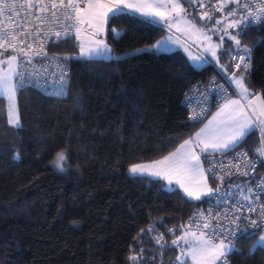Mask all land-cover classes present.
Wrapping results in <instances>:
<instances>
[{"label": "trees", "instance_id": "16d2710c", "mask_svg": "<svg viewBox=\"0 0 264 264\" xmlns=\"http://www.w3.org/2000/svg\"><path fill=\"white\" fill-rule=\"evenodd\" d=\"M215 19L220 18L205 21ZM167 33L123 11L106 24L108 59L64 60L79 55L74 37L50 45L49 54L69 66L65 96L24 88L17 95L20 127L14 130L0 99V264H132L128 256L140 251V229L142 264L175 263L178 251L171 241L206 203L165 189L161 180L132 176L129 168L168 155L209 118L214 111L190 123L182 100L214 67L195 68L180 50L139 52ZM240 39L253 49L245 81L264 97V22ZM226 46L220 65L227 66L235 47ZM259 141L257 131L241 146L257 155ZM61 151L68 156L64 172L55 167ZM152 224L155 234L164 235V249L147 232ZM253 244L254 239L236 244L240 251L226 257L230 264H264V249L250 254Z\"/></svg>", "mask_w": 264, "mask_h": 264}, {"label": "snow or ice", "instance_id": "6c2138e0", "mask_svg": "<svg viewBox=\"0 0 264 264\" xmlns=\"http://www.w3.org/2000/svg\"><path fill=\"white\" fill-rule=\"evenodd\" d=\"M231 2L239 4V0H231ZM24 7L21 4V8ZM199 7L203 8L204 5L201 3ZM224 7V0H221L216 11H221ZM15 8V4H0V11L15 10ZM246 8L248 9L246 15L241 14L240 19H235L236 12L233 10L226 14L233 19L223 27V35L220 36L221 43L219 44L213 42L212 35L209 33H215L221 29H206L186 19V9L183 7L182 0H137L135 3L129 0H50L47 4L43 3V0H38L37 3H29L27 11L24 12V21H28L31 17L27 30L18 26L19 31L5 29L3 35L0 36V41H2L0 48L4 51L11 49L12 52H19L28 58L26 61H21L18 55H10L0 59V99L7 98L9 124L14 127H20L16 104L18 93L25 86H38V81L30 79L33 73L21 70L24 63L33 64L29 53L46 57L45 46L48 43L67 42L74 33L79 46V55L65 56L64 60L91 61L95 57L110 55L112 50L108 44L97 37L103 35L105 25L122 14L124 9L138 12L144 17H155L169 29L178 27L183 21L189 30L206 42L204 52L210 55L218 65H220L218 49L223 47L225 36L234 43L235 49L227 55L235 63L227 66L220 65V67L230 83L235 85L234 95L237 98L232 99L227 94V89L221 85L223 103L213 120L209 121L195 136L185 140L174 152L150 163L135 164L129 168V172L134 176L147 175L164 180L169 186L175 184L188 200L203 201L209 205L206 212L201 210L194 214V217H199V221L195 222V230L191 227L193 217L190 218L189 224L181 225L184 231L171 241L172 246L180 250V255L176 256L178 264H188L189 259L192 264H225V258L228 255L240 251L236 248V244L242 239H255L256 230L264 224V204L259 203L264 198V177L255 185V188L247 181L244 185L231 183L234 175L249 176L250 173L255 172L257 164L249 157L247 150L238 152L237 149L257 131L261 145L257 149V156L264 158V97L249 91L250 86L245 81V74L250 68L253 49L242 45L240 39L246 35V31L253 23L264 22V0L254 9L250 4L246 5ZM61 9L64 11L61 12ZM49 11H51V19L46 15ZM206 18L211 19L209 12L202 13L200 17L201 20ZM221 23V20H216V25ZM45 26H47L46 31ZM89 29L91 31H88ZM229 29L234 31L229 32ZM83 35L87 36V43L82 38ZM33 39L39 41L38 51H35L36 43L28 42ZM17 45L23 46L18 48ZM163 45V41H157L153 48L140 49L139 52L150 53L153 49L157 52L167 51ZM0 57H3V52H0ZM189 58L194 62L210 63L203 55L192 56L189 53ZM229 66L235 67L240 75L229 73L227 70ZM57 67L60 69L58 77L60 87L52 94L63 95V85L68 73L65 65L59 63V58H57ZM189 119H198L195 111ZM233 152L236 155L227 161L216 159L217 156L226 157ZM13 158L19 159V153L17 152ZM67 159L65 151L57 153L55 167L58 171L66 170L64 163ZM232 169L236 170L235 173ZM209 179L219 181V184L213 188L209 184ZM226 182L228 189L224 190L223 185ZM233 188H238L239 199H236L237 193L232 191ZM253 196L255 199L252 198ZM229 198L232 200L231 204H229ZM213 200L218 201L221 206L229 205L234 211L221 212L218 207L212 206ZM257 208L261 216L260 221L242 214V210L254 213ZM222 220H227L229 226H225ZM244 221L250 224L253 231L249 232L239 227ZM156 227V224L149 225L147 232L152 236L155 244L160 249H164V235L155 234ZM170 231L174 232L175 229H170ZM144 232L145 229H140L138 234L137 246L140 247V251L128 256L132 264H142L144 260L145 249L141 246ZM257 249H264V234L259 235L250 254H254Z\"/></svg>", "mask_w": 264, "mask_h": 264}, {"label": "built area", "instance_id": "2783aa9c", "mask_svg": "<svg viewBox=\"0 0 264 264\" xmlns=\"http://www.w3.org/2000/svg\"><path fill=\"white\" fill-rule=\"evenodd\" d=\"M189 6H187V10L194 11L198 17H201L202 13L209 12L211 15V18H220L225 20H232L233 17L227 16L226 14L233 10L236 12L235 19H240L241 14L247 13L248 9L246 8V5L250 4L253 6V9L258 7L262 0H239V4L232 3L231 0H224L225 7L221 11H216V8L220 5L221 0H188ZM38 0H0V4H15L16 8L13 9H4L0 11V36L3 35V32L5 29L9 31H19L20 27H23L25 30L28 29V23L31 21V17L28 18V21H24V12L27 11V5L29 3H37ZM50 0H43V3L47 4ZM203 4L204 7H199L200 4ZM21 4H23L25 7L21 8ZM61 12L64 10L61 9ZM39 14V13H34ZM49 19H51V11H49L47 14ZM262 22L253 23L251 26L259 25ZM20 26V27H18ZM44 30H47V26H45ZM42 35V34H41ZM75 37V34L73 33L70 38ZM2 42V41H0ZM29 43H36L35 51H38V44L39 41H36L35 39L29 40ZM53 43H48L45 46V51L47 52V56H36L32 52L29 53L30 57L33 60L32 65H28L26 63L23 64L22 69L28 73H33V75L30 77L33 81H38V86H25V88L29 87L32 88L46 96H52V97H62L65 96L68 92V88L70 85V71L69 66L67 63H65L62 59L59 58V63L65 65L67 69V77L65 80V83L63 85L64 88V94L63 95H53L52 93L57 90L58 87H60L59 82V71L60 69L57 67V58L56 56H52L49 54V47ZM23 45H17V47H22ZM27 50V49H25ZM0 52H3V55H18L19 59L21 61H26L28 58L21 55L19 52H12L11 49L8 51H4L2 48H0ZM228 63L229 65H233L235 62L230 60V57H228ZM214 67V73L213 75L206 80L196 82L190 90L186 93L182 100V107L185 110L187 114L188 121L190 123H200L204 121L213 111L220 108L221 104L223 103L222 95L223 93L220 92V86L222 85L225 89H227V94L233 98L236 95L235 89L233 85L228 80L227 76L222 71L220 65L213 64ZM229 73H239L237 69L233 66H229L227 69ZM214 81V83H213ZM198 89V90H197ZM191 101V103H189ZM198 105V107H197ZM203 110V111H202ZM197 114L198 119H189L190 116L194 114ZM202 111V114H201ZM259 135V133H258ZM247 150L249 157L252 158V161L257 164V167L255 169L254 173H250L249 176H242V175H234L231 179V183L233 185H244L245 181H247L253 188H255V185L260 182L261 178L264 177V158H260L257 155L251 154L249 149L246 146H240V148L237 149L238 152ZM236 153H229L226 157H220L217 156L216 159L218 160H224L227 161L231 159L233 156H235ZM209 159H212V157H209ZM207 167V165H205ZM232 171L235 173V169H232ZM227 181V177H226ZM210 186L215 188L217 184H219V181L209 179ZM223 189H228V183L226 182L223 185ZM232 191L237 193L236 199H239V190L238 188H233ZM258 191V190H257ZM255 199V197H252ZM232 203L231 198H229V204ZM259 203L264 204V198H262ZM213 207H218L221 212H227V211H234L230 209L229 205H219L218 201L213 200ZM255 207V205H253ZM209 205H204L200 208L195 209L191 215L188 217V219L185 221L184 225L189 224L190 218L194 217V214L200 212L201 210L207 211ZM242 214L244 216H251L254 219H257L258 221L261 220V216L259 215V209L257 208L256 212L254 213H248L246 210H242ZM240 215V214H237ZM199 221V217L195 216L191 227L192 230H195V222ZM225 226L228 225L227 220L221 221ZM215 223V222H213ZM239 227L241 229H246L249 232L253 231L250 224L247 221L241 222ZM264 229V224L261 225V227L256 230V232ZM184 230V229H183ZM222 231V229H221ZM174 264H178L177 261H175ZM188 264H192L189 263ZM225 264H230L228 260H225Z\"/></svg>", "mask_w": 264, "mask_h": 264}, {"label": "rangeland", "instance_id": "374dc122", "mask_svg": "<svg viewBox=\"0 0 264 264\" xmlns=\"http://www.w3.org/2000/svg\"><path fill=\"white\" fill-rule=\"evenodd\" d=\"M187 15V19L191 20L192 22L196 23L197 25L201 26V27H204L206 29L208 28H219L221 29V31H218V32H215V33H209L212 35V40L214 43H221L220 41V36L223 35V27L229 22L228 20H224V19H219L221 20V24L220 25H216V20L215 19L214 21H212L213 23L211 24H208L205 19L204 20H201L200 18H196V17H191L189 16L188 13H186ZM234 30L232 29H229V32H233ZM118 33H116L117 35ZM159 41H163L164 42V47L167 49V51H162V52H172V51H176V50H181V52L188 58L189 62L195 67V68H202L204 67L205 65L209 64V63H203V62H194L193 60H191L189 58V53H191L192 56H201L203 55L205 57V59H207L209 61L212 60L213 62L216 63L215 60L212 59V57L210 55H208L207 53L204 52V44L206 43L205 41H203V39L201 37H199L198 35L194 34L191 30H189V28L187 27V25L185 24L184 28L182 29V31H180L179 29L177 28H174V30L172 31L171 35L169 34V36L167 37H163L161 38ZM226 45H232L233 47H235L234 43L231 41V40H228V38L225 36L224 38V42H223V47H227ZM153 47V46H152ZM218 49V56L220 58V54H221V49ZM187 49V51H186ZM7 56H10V55H3V57H0V59L4 58V57H7ZM94 59V58H93ZM98 59H101V58H98ZM217 64V63H216ZM218 65V64H217ZM237 75H240V73H236ZM233 85V84H232ZM234 89H235V85H233ZM236 91V89H235ZM250 91V89H249ZM251 92V91H250ZM237 97L235 96V99ZM4 100V104H5V114H6V122H7V125H8V129L9 130H14L18 127H14L13 125L9 124V115H8V107H9V104H8V100L7 98H3ZM16 104H17V100H16ZM219 110L215 111L210 119L208 121H211L213 120V117L216 116L217 112ZM17 115L19 117V113H18V106H17ZM220 119V118H218ZM19 123H20V120H19ZM204 124V123H203ZM208 124V123H207ZM205 124V125H207ZM205 125H203L201 128L197 129L196 132H194L191 136L187 137L186 139H184L181 144L189 139L190 137H193L195 136V134L197 132H199L202 128L205 127ZM215 126V125H214ZM259 133V132H258ZM260 139V137H259ZM180 144V145H181ZM260 144V141L258 142V146ZM177 148H179V146ZM176 148V149H177ZM175 149V150H176ZM175 150H173L172 152H174ZM197 151H199L197 149ZM145 177H148V178H151V179H155V180H159V179H156V178H153V177H150V176H145ZM164 182V187L165 189L171 191V190H179L182 194L183 192L179 189V187L175 184L169 186L167 184L166 181L164 180H161ZM210 184V183H209ZM184 195V194H183ZM187 198V197H186ZM206 199V198H205ZM260 234H264V229L263 230H260L257 232V235L255 236V239H254V244L256 243V241L259 239V235ZM253 244V245H254ZM177 251H178V255H180V250L177 248ZM225 260H228L227 258H225ZM189 263H192L191 260L189 259L188 260Z\"/></svg>", "mask_w": 264, "mask_h": 264}, {"label": "crops", "instance_id": "0c3cea01", "mask_svg": "<svg viewBox=\"0 0 264 264\" xmlns=\"http://www.w3.org/2000/svg\"><path fill=\"white\" fill-rule=\"evenodd\" d=\"M129 2L135 3V2H137V0H129ZM182 4H183V7L186 9V13H187V8H186V6L184 5L183 0H182ZM123 11H126V12H129V13L136 14V15H138V16H140V17H143V18L148 19V20H150V21H152V22H154V23H156V24H159V25L163 26V27L167 30V32H168V33L166 34L165 37L169 36V34L171 35V33H172V31L174 30V28H177V29H179L180 31H182V29H183L184 26H185V23L182 21V22L179 24L178 27H173V28L169 29L165 24L161 23V22H160L158 19H156L155 17H144V16H141L140 13H138V12H131V11L128 10V9H124ZM189 16H190V15H189ZM185 18L187 19V15L185 16ZM88 31H91V30L89 29ZM105 32H106V25H105V31H104L103 35L100 36V37H97V38H98V39H103V40L105 41ZM82 38L85 40V43H87V40H88L87 36H86V35H83ZM76 41H77V40H76ZM176 51H177V50H176ZM180 51H181V50H180ZM172 52H174V51H172ZM109 57H110L109 54H105V55H103V56H101V57H95L94 59H98V58L108 59ZM209 62H210L212 65H213V64H216L215 62H213V61L210 60V59H209ZM216 65H217V64H216ZM232 99H235V97H233ZM219 109H220V108L216 109L215 111H217V110H219ZM215 111H214V112H215ZM214 112H213V113H214ZM213 113H212V114H213ZM212 114H211V115H212ZM211 115H210L209 118L204 122V124H202L199 128H201L203 125L209 123L208 120L210 119ZM199 128H198V129H199ZM147 163H150V162L139 163V164H147ZM129 173H130V172H129ZM130 174H131V173H130ZM131 175H132V174H131ZM132 176H134V175H132ZM135 176H140V175H135ZM144 176H146V175H144Z\"/></svg>", "mask_w": 264, "mask_h": 264}, {"label": "water", "instance_id": "95a60500", "mask_svg": "<svg viewBox=\"0 0 264 264\" xmlns=\"http://www.w3.org/2000/svg\"><path fill=\"white\" fill-rule=\"evenodd\" d=\"M258 94H260V93H258ZM207 199V198H206Z\"/></svg>", "mask_w": 264, "mask_h": 264}]
</instances>
